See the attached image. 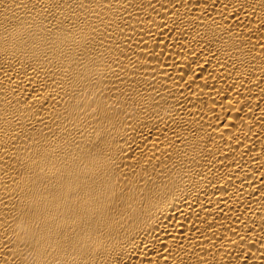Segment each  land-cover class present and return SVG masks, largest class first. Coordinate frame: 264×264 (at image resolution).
I'll list each match as a JSON object with an SVG mask.
<instances>
[{
	"label": "bare ground",
	"instance_id": "6f19581e",
	"mask_svg": "<svg viewBox=\"0 0 264 264\" xmlns=\"http://www.w3.org/2000/svg\"><path fill=\"white\" fill-rule=\"evenodd\" d=\"M0 264H264V0H0Z\"/></svg>",
	"mask_w": 264,
	"mask_h": 264
}]
</instances>
